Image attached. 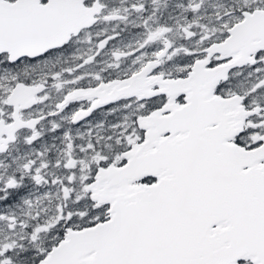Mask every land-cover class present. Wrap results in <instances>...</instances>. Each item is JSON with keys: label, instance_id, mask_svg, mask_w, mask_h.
I'll list each match as a JSON object with an SVG mask.
<instances>
[{"label": "snow or ice", "instance_id": "1", "mask_svg": "<svg viewBox=\"0 0 264 264\" xmlns=\"http://www.w3.org/2000/svg\"><path fill=\"white\" fill-rule=\"evenodd\" d=\"M0 264H264V0H0Z\"/></svg>", "mask_w": 264, "mask_h": 264}]
</instances>
